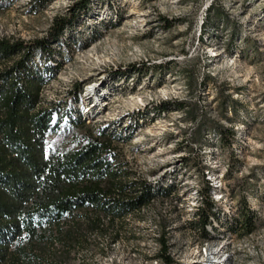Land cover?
Masks as SVG:
<instances>
[{
    "label": "rangeland",
    "instance_id": "rangeland-1",
    "mask_svg": "<svg viewBox=\"0 0 264 264\" xmlns=\"http://www.w3.org/2000/svg\"><path fill=\"white\" fill-rule=\"evenodd\" d=\"M71 4L17 0L0 11V38L47 36ZM54 49L36 63H60L42 94L62 124L81 109L90 124L115 121L130 137L122 155L157 191L72 262L164 264L165 234L181 264H264V0H92ZM206 178L217 189L207 238L195 213ZM250 214L251 229L232 230Z\"/></svg>",
    "mask_w": 264,
    "mask_h": 264
},
{
    "label": "trees",
    "instance_id": "trees-1",
    "mask_svg": "<svg viewBox=\"0 0 264 264\" xmlns=\"http://www.w3.org/2000/svg\"><path fill=\"white\" fill-rule=\"evenodd\" d=\"M16 1L0 0V11ZM91 1L72 0L47 36L0 38V264H89L85 259L72 262L73 251L91 245L88 235L110 233L116 239L117 223L157 194L155 185L122 155L119 144L130 137L115 121L90 124L81 109L63 125L60 108L42 94L45 72L60 67L47 61L54 58V44ZM38 54L47 57L42 66L36 63ZM81 89L80 82L71 88L77 99ZM167 105L164 100L159 109ZM206 181L207 193H199L195 213L207 238L216 213L212 191L217 189ZM171 189L172 184L161 191ZM239 219L230 221L232 230L233 221L252 228L251 214ZM160 239L164 264H181L171 255L165 234Z\"/></svg>",
    "mask_w": 264,
    "mask_h": 264
}]
</instances>
